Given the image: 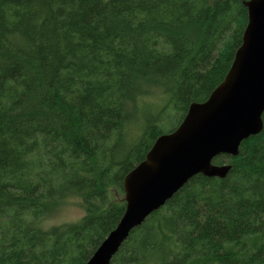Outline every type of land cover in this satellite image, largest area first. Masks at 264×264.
Returning a JSON list of instances; mask_svg holds the SVG:
<instances>
[{
	"label": "trees",
	"instance_id": "obj_1",
	"mask_svg": "<svg viewBox=\"0 0 264 264\" xmlns=\"http://www.w3.org/2000/svg\"><path fill=\"white\" fill-rule=\"evenodd\" d=\"M244 1L0 0V264L89 260L126 174L228 73ZM214 162L228 174L189 179L110 264H264V125ZM73 197L80 220L39 226Z\"/></svg>",
	"mask_w": 264,
	"mask_h": 264
},
{
	"label": "water",
	"instance_id": "obj_2",
	"mask_svg": "<svg viewBox=\"0 0 264 264\" xmlns=\"http://www.w3.org/2000/svg\"><path fill=\"white\" fill-rule=\"evenodd\" d=\"M248 23L225 78L207 99L193 102L181 123L155 140L145 159L126 174L125 211L85 264H110L133 229L197 174L225 177L243 140L263 129L264 0H245Z\"/></svg>",
	"mask_w": 264,
	"mask_h": 264
},
{
	"label": "rangeland",
	"instance_id": "obj_3",
	"mask_svg": "<svg viewBox=\"0 0 264 264\" xmlns=\"http://www.w3.org/2000/svg\"><path fill=\"white\" fill-rule=\"evenodd\" d=\"M170 125H167L169 128ZM85 215V211L81 206V199L77 197L66 199L60 206L40 220L41 228H50L65 223L76 222Z\"/></svg>",
	"mask_w": 264,
	"mask_h": 264
}]
</instances>
